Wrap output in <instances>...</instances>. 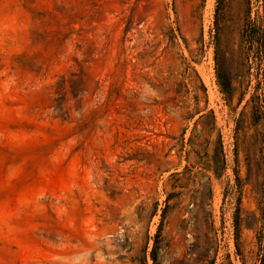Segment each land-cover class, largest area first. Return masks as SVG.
<instances>
[{
	"label": "rangeland",
	"instance_id": "1",
	"mask_svg": "<svg viewBox=\"0 0 264 264\" xmlns=\"http://www.w3.org/2000/svg\"><path fill=\"white\" fill-rule=\"evenodd\" d=\"M0 264H264V0H0Z\"/></svg>",
	"mask_w": 264,
	"mask_h": 264
}]
</instances>
